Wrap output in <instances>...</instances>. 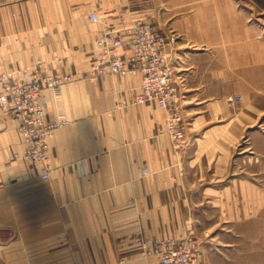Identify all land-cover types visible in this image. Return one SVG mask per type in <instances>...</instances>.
Instances as JSON below:
<instances>
[{"label":"crops","instance_id":"obj_1","mask_svg":"<svg viewBox=\"0 0 264 264\" xmlns=\"http://www.w3.org/2000/svg\"><path fill=\"white\" fill-rule=\"evenodd\" d=\"M184 3L185 12L169 17L156 0H0V74L40 63L45 73L78 75L43 90L46 121H64L50 138L47 179L41 165L14 158L24 140L0 107V264H158L140 256L134 236L191 231L200 264H229L239 253L231 215L249 213L248 200L252 213L264 208L263 180L232 174L244 157L238 145L264 112L249 99L264 84L263 49L237 38L238 50H220L223 40L196 10L201 2ZM93 12L115 30L145 20L177 33L184 148L167 133L166 109L137 102L140 74L95 75L105 49Z\"/></svg>","mask_w":264,"mask_h":264},{"label":"built area","instance_id":"obj_2","mask_svg":"<svg viewBox=\"0 0 264 264\" xmlns=\"http://www.w3.org/2000/svg\"><path fill=\"white\" fill-rule=\"evenodd\" d=\"M91 19L103 24L97 42L105 51L97 59V76L140 74L142 83L137 102H156L168 111L167 133L177 148L188 145L186 124L179 83L175 79V54L179 36L172 29L139 20L133 26L115 30L101 20L96 12ZM112 48H125L129 56H117ZM78 75L60 72L45 73L39 63L34 68L19 67L0 74V107L18 121V130L24 140V150L14 158L25 159L42 166V177L49 178L50 138L64 121L47 122L43 102L45 88L57 89ZM145 174H150L144 168ZM133 244L142 258H156L158 264H200L201 249L194 231L186 237L168 236L150 241L143 234L133 238Z\"/></svg>","mask_w":264,"mask_h":264},{"label":"rangeland","instance_id":"obj_3","mask_svg":"<svg viewBox=\"0 0 264 264\" xmlns=\"http://www.w3.org/2000/svg\"><path fill=\"white\" fill-rule=\"evenodd\" d=\"M184 1L167 0L164 2L163 7H160V0H156V6L158 10L162 9L169 17H172L182 14L188 9L185 8L186 3ZM198 1L201 2L196 8L198 13L209 17L208 26H210V29L208 34L214 36L213 38L223 40L220 50H238L240 45L237 43V38H240L241 43H243L242 46H247L248 50H253V52L258 51L259 53V49L262 48L264 57V0ZM177 2L182 5H176ZM153 10H155V5ZM168 29L171 28L168 27ZM253 36H258V38L262 39L255 40ZM249 57L250 63L255 65L254 58L252 56ZM257 66L258 68L260 66L259 55ZM251 89L252 94L250 93L249 95L250 101L264 111V84L263 86H253ZM250 131L251 133L253 132L252 134H255L252 138H249L247 134L238 145L236 157H244L234 161L232 174L245 175L252 179L260 178L263 181L259 185L264 190V112ZM243 202L245 200L241 199V203ZM248 202L246 209L249 213L231 215L233 219L231 221L232 246L237 244L239 253H236L233 249L231 252L233 261L229 264H264V208L262 213H252L253 208H250V206L252 204L254 206L255 200H248ZM237 232L239 233L238 238L234 235Z\"/></svg>","mask_w":264,"mask_h":264}]
</instances>
